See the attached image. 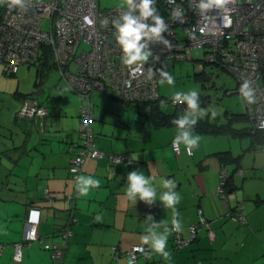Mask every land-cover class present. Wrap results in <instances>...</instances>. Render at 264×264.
<instances>
[{
    "label": "crops",
    "instance_id": "1",
    "mask_svg": "<svg viewBox=\"0 0 264 264\" xmlns=\"http://www.w3.org/2000/svg\"><path fill=\"white\" fill-rule=\"evenodd\" d=\"M58 73L54 86L48 89L43 80L49 71L44 78L36 79L38 72L34 77L35 87L30 95L48 107L44 118H20L17 115L20 106L15 110L6 109L5 114L0 112V264H129L125 251L133 244L141 245V237L152 223L148 216L161 225L168 222L169 227L172 219L171 210L165 209L159 199L147 205L139 199L133 204L126 198V177L133 170L154 177L156 185L162 179L176 181L175 191L181 197L176 209L183 236L189 234L188 225L198 220L200 211L208 221L207 226L198 228L193 239L207 236L208 242L200 239L197 248L185 250L189 247L186 245L177 248L173 246L172 232L166 248L171 253L170 259L149 254L146 249L133 264H200L197 262L201 259L199 246L205 245H209L204 247L210 254L209 264H244V258L238 259L244 242L231 249L221 238L238 234L233 230L226 232L232 228L231 219L247 228L245 234L255 232L254 228L264 229L259 223L264 215V139L246 131L220 133L244 137V140L235 146L219 144L212 149L201 145L205 143L202 133L199 147L191 155L183 144L174 152L170 142L176 126H155L146 119V106L127 104L111 90L94 89L90 94L91 126L97 136V146L108 152H127L128 156L119 163H110L106 157H86L80 176H91L101 183L99 188L90 189L87 196H80L67 169L76 151L79 123L78 108L70 106L69 99L77 104L78 98L70 95L73 92L68 91L64 77ZM57 89L59 106L51 107L49 104H55ZM15 95L21 103L30 97L19 91ZM238 124L240 127L239 121ZM223 167L229 182L225 184V195L221 196L217 186ZM162 191L158 187V197ZM67 194H72L74 199H65ZM69 208L76 221L64 235L61 230ZM236 211L241 212L244 220L234 219ZM97 215L102 217L99 222L95 219ZM34 217L42 239H32L29 245H24L21 259L16 260L12 257L13 243L22 240L29 218ZM209 229L212 237L208 235ZM158 231H163V227ZM259 240L263 242V252L264 239ZM46 242L63 248L60 260H54L51 251L43 247ZM253 260L252 257L246 264H255Z\"/></svg>",
    "mask_w": 264,
    "mask_h": 264
},
{
    "label": "built area",
    "instance_id": "2",
    "mask_svg": "<svg viewBox=\"0 0 264 264\" xmlns=\"http://www.w3.org/2000/svg\"><path fill=\"white\" fill-rule=\"evenodd\" d=\"M198 2L155 0L157 12L166 13L161 17L168 29L162 33L164 40L149 42L148 60L133 64L124 63L113 25L126 10V4L100 7L97 0H26L25 10L0 4V60L7 72L15 73L21 64L37 62L42 49L46 48L69 87L80 95L87 97L92 89L102 90L107 83L124 99L142 100L156 96V70L165 59H193L192 51L198 49L202 56L200 61H195L197 68L230 73L236 82L234 92L241 100L242 111L252 130L264 131V0H234L224 10L206 14L197 10ZM178 11L182 15L177 16ZM244 80L250 81L254 89L252 104L240 95ZM80 112L79 130L84 145L71 160L73 177L78 176L86 155H104L93 142L90 103L80 106ZM47 113V106L34 98L24 99L17 111L19 117L28 119L44 118ZM174 151L178 152L179 148ZM108 157L112 162L125 158L123 154ZM220 176L217 191L224 196L226 168L221 169ZM67 197L74 196L68 194ZM234 218L244 220L239 211ZM29 221L22 240L13 243L12 257L16 260L21 259L24 245L40 238L37 218H29ZM207 223L200 211L198 222L188 225L187 236L174 232L177 246L192 241L198 228ZM208 235L212 237V230H208ZM44 247L51 249L54 260L62 258L63 248L56 243H46ZM143 249L140 244L131 245L127 251L128 261H136L138 253L146 251L147 247L143 245Z\"/></svg>",
    "mask_w": 264,
    "mask_h": 264
},
{
    "label": "clouds",
    "instance_id": "3",
    "mask_svg": "<svg viewBox=\"0 0 264 264\" xmlns=\"http://www.w3.org/2000/svg\"><path fill=\"white\" fill-rule=\"evenodd\" d=\"M126 10L113 21L116 28V40L122 51V59L126 64L135 62H145L151 55L148 50L149 42L164 40L162 33L167 31L168 25L165 23L157 9L154 7L155 0H124ZM234 3V0H199L196 5L197 10L201 14H206L210 11L224 10L227 5ZM0 4H7L9 7L18 6L21 10H25L26 0H0ZM177 16L182 15V12H177ZM151 19L152 23H149ZM228 20L227 17H224ZM230 23V21H229ZM167 43V41H165ZM162 79L159 83L168 85L174 84V78L167 72L161 73ZM250 81L244 80L240 85V95L248 103L255 102L254 89L250 86ZM170 99L174 104L186 105L184 114L173 121L176 126V135L172 141L174 149H178L183 144L189 155L192 150L199 147L200 136L193 133L195 125L200 119L211 113V118L214 119L218 113L215 109L201 108L199 104V94L197 90L188 92H175ZM165 102H161L164 106ZM120 161L117 160V163ZM127 185L125 188V196L133 204L137 199L143 201L147 205H153L157 199L162 203L165 209H170L172 212L171 227L168 222L163 225L153 222L152 217L148 219L152 221L146 229V234L141 237V250L143 245H147L149 254H158L165 260L170 259L171 253L166 251L169 235L182 230L181 221L178 219L179 212L176 205L180 202V195L175 191L176 181L174 179H162L159 185L154 184V177L145 176L139 170L130 171L126 177ZM100 180L91 176H79L75 181V188L80 196H87L90 189L99 188ZM164 189L157 196V189ZM96 221H100L102 217L97 215ZM163 227V231H158Z\"/></svg>",
    "mask_w": 264,
    "mask_h": 264
},
{
    "label": "rangeland",
    "instance_id": "4",
    "mask_svg": "<svg viewBox=\"0 0 264 264\" xmlns=\"http://www.w3.org/2000/svg\"><path fill=\"white\" fill-rule=\"evenodd\" d=\"M100 7H112V6H118V5H124V0H97ZM160 16H164L165 12H158ZM192 56L195 58V60H186V59H165L162 66V72H167L174 78V84L168 85L166 82L162 85L159 83L160 79H162L161 75L158 78V85H159V92L160 94L167 96V95H173L175 92L178 91H184L188 92L190 90H197L198 94L205 95L203 98H200L199 103L204 105V107H208L210 109H215L218 113V116H220L219 119L223 120V113L225 110L229 112H241L242 106H241V100L238 97V94L236 92L233 93H223V87L225 88H233L235 86V78L226 71H217L215 68H208L207 70L213 71V77L211 78L210 75H205L204 78H202L199 74L197 77H195L194 69H195V61H200V58L202 56V51L198 49H194L192 51ZM73 66V65H72ZM161 66V65H160ZM159 66V67H160ZM36 65L30 64L25 65L21 64L18 68V70L15 73H8L4 71V64L2 61H0V112H3L5 114L6 109L15 110L17 106H21V100L17 98L15 94L17 92L25 93V96H30L31 93L34 90V82H35V74H36ZM161 70V69H160ZM59 71V70H58ZM57 70L53 69L49 71L48 77L43 80L45 89L51 88L54 86V83L56 82V78L58 73ZM157 71H159L157 69ZM156 71V72H157ZM65 81V79H63ZM65 86L67 88V83L65 81ZM68 89V88H67ZM55 92V89H53ZM15 92V94H14ZM60 91L57 89L56 93L54 94L55 97V104H49L51 107L57 106L58 98ZM53 95V94H52ZM53 95V96H54ZM65 95H69L68 93H65ZM70 95H73V97H77L75 94L71 93ZM30 97H25L24 99H30ZM207 97V98H206ZM23 99V100H24ZM22 100V102H23ZM69 105L75 108L79 109V105L81 104V100L78 98L77 104L74 103V100L69 99ZM139 106H149V103L147 102H137ZM59 106V105H58ZM166 110H170L172 105L171 103H166L164 105ZM60 120H63L60 118ZM67 121V119H65ZM240 127H244V124L247 122L244 120H240ZM235 126L239 127L238 121L235 122ZM193 133L195 135H201L202 133H199L198 131L193 130ZM202 139H204L205 143L201 142V145L204 147H214L212 149L218 148L217 145L219 144H225L233 146L236 145V143L239 140H244V137L240 136H229L226 134H202ZM97 137V136H96ZM95 137V140L97 141V138ZM242 138V139H240ZM211 149V148H210ZM8 173L7 175H9ZM4 173L2 172V176ZM254 196H251V200H253ZM255 199V198H254ZM262 212L264 214V206L262 207ZM235 219V218H234ZM238 220V219H235ZM30 223V221H28ZM208 222V221H207ZM232 228L227 229L226 232H238V234L234 233L233 237H230L229 239L225 238L228 234H226L225 237L221 238L224 242H226L227 248L235 249L237 245L241 246V243L244 242V250L238 255V259L240 261L244 258V264L251 261V258L253 257V262L255 264H264V251L261 252L263 242L259 240V238L264 239V229L258 230L254 228L255 232H251L250 234H245L247 228H244L238 221H233L231 219ZM260 225L264 228V215L261 217L259 221ZM38 224V222H37ZM37 230V226H36ZM38 232V230H37ZM242 232H244V236H242ZM256 234L255 237L253 234ZM242 236V237H241ZM200 239H202L205 242H208L207 236H201ZM200 239L191 241L188 245L189 247H186L185 250L188 248H197V245H200ZM198 243V244H197ZM236 245V246H234ZM199 252L201 255V259H199L197 262H200V264H209V256L208 252L204 247H209V245L205 246H199ZM251 252V255H250ZM236 254H234L235 256ZM228 257H230L229 254H227ZM205 258H207L205 260ZM233 258V257H232ZM234 261V259H233Z\"/></svg>",
    "mask_w": 264,
    "mask_h": 264
},
{
    "label": "trees",
    "instance_id": "5",
    "mask_svg": "<svg viewBox=\"0 0 264 264\" xmlns=\"http://www.w3.org/2000/svg\"><path fill=\"white\" fill-rule=\"evenodd\" d=\"M193 59H195V58L193 57ZM193 59H189V60H193ZM178 60H180V59H178ZM186 60H188V59H186ZM0 61H2V60H0ZM35 64H36V68H37L36 71L39 73V74H37V78L36 79L44 78L46 72L50 71L51 69H56V70L60 71V69L57 67V65L52 63L51 57H50L49 52H48V50L46 48L42 49V54L38 58L37 62H35ZM162 66L163 65H161L160 67L157 68L159 71L156 70L157 71L156 72L157 94H156L155 97H153L151 99H142V100L141 99H136V100H134V99H129V100L128 99H124L120 95H118L107 83H105L106 86L102 90L103 91L104 90L105 91L106 90H111L112 94L114 96H116V98L124 101L127 104H135V105H137V102H142V101L143 102H147V103H149V106H147L148 111L145 112V116H146L147 120L151 121L155 126H175V124H173V121L175 119H178L181 115L184 114V111L186 110V105L174 104L172 102V100L170 99L171 95L164 96V95L160 94L159 88H158L159 87L158 78H159V76L162 73ZM4 71L7 72L5 69H4ZM8 73H10V72H8ZM194 74H195V77H197L198 74L202 78H204L205 75H207V74L208 75L211 74V78L213 77V71H210V70H207V69L200 70V69L197 68L196 65H195V69H194ZM66 83H67V81H66ZM235 85H236V82H235ZM67 88H68V91L75 93L78 96V98L81 100V104L79 105V109H78L79 122L81 120L80 106L86 105L88 102L90 103V105H91V119H90L89 125H90L91 131H92L93 142H94L95 146L98 149H100V150H102L104 152V155L101 156V157H94V156H91L90 154H88V155H86L84 157V159L89 156L91 158L106 157L109 160L108 156L110 154H123L125 156L124 159H126L127 156H128L127 152H121V153L112 152V151L108 152V151L103 150L99 146H97V143H96V140H95L96 136H95L94 130H93L92 126H91V120H92V115H93V102H92V100L90 98V94H91L92 90L98 89V88L92 89L90 91V93L87 95V97H85L83 95H80L77 91L71 89L69 87L68 83H67ZM107 88H109V89H107ZM234 90H235V86L233 88H225V87H223V93H233ZM204 96L205 95L199 94L200 98H203ZM31 98H33V97H31ZM162 101L165 102L164 105L166 103H171V105H172L171 109L170 110H166V108L164 106L162 107L161 106V102ZM41 104H43V103H41ZM199 104H200L201 108H209V106L208 107H204V105H202L201 103H199ZM43 105H45V104H43ZM47 109H48V107H47ZM20 118H23V117H20ZM219 118H220V116L217 115L214 119H212L211 118V113L209 112L208 115H206L203 119H200L198 121V123L194 127V130L198 131L199 133H205V134H208V133H212V134H220V133H228V134H230V133H235L236 134V133H241V131H246V132H250L252 134H255L256 137L264 139V131H261V130H255L254 131V130H252L251 125H250V123L248 121V118L243 113V111H241V112H229V111L225 110V112L223 113V120L219 119ZM24 119H28V118H24ZM241 119L246 121L247 123L244 124V127H238L237 128L235 126V122L240 121ZM77 135H78V143L76 145H74V148L76 150V151L74 150L75 151L74 156L79 153L80 148L83 147V145H84V138L81 137V135H80L79 123H78V127H77ZM174 136H173V138H174ZM173 138H172V140H173ZM172 140L170 142L171 143V147H172ZM91 148H92V146L89 147V149H91ZM172 149H173V147H172ZM173 151H174V149H173ZM186 152H187V150H186ZM216 153L220 156V154H219L220 152H216ZM84 159H83V161H84ZM124 159H121V160H124ZM111 162L112 161H110V163ZM70 165H71V162L69 163V165L67 167L68 173H69L70 177L72 179H74V181H76V178L79 177L80 174H81L82 166H81V170L78 172V176L77 177H73V172L70 171ZM112 172H113V170H112ZM227 179H228V177L226 178V181H225L226 183L229 182V180H227ZM220 180H221V176H220L219 181ZM230 184H231V182L229 183V185ZM67 195L64 196L65 199H68ZM72 199H74V197ZM68 200H71V199H68ZM72 208L71 209L69 208L70 211L68 210L67 214L65 215V219L66 220H65V223H64L63 228L61 230L62 232L66 233V230L70 229V226H71L70 224H72L74 221H76V217L73 214L74 212H72ZM234 214H235V212H234ZM199 217H200V213H199V216H198V220H199ZM198 220L196 222H198ZM200 227H202V226H200ZM65 233H63V234L66 235ZM173 234H174V231H173ZM39 239H42V238L40 237ZM173 242H174L173 246L178 248L176 242L174 241V238H173ZM46 243L47 244H52V243H48V242H46ZM46 243H43V247H44V244H46ZM45 249L51 251L50 248H45ZM128 250L125 251L126 259H127V251ZM144 252H146V251H144ZM140 253H143V252H140ZM140 253H138V254H140ZM137 257H138V255H137ZM127 262L129 264H133V263L137 262V259L134 262H129L128 259H127Z\"/></svg>",
    "mask_w": 264,
    "mask_h": 264
}]
</instances>
